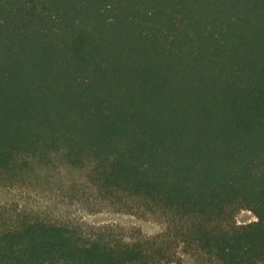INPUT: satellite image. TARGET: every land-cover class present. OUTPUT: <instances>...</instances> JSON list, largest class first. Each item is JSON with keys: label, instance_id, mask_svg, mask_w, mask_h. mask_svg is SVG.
Returning a JSON list of instances; mask_svg holds the SVG:
<instances>
[{"label": "trees", "instance_id": "1", "mask_svg": "<svg viewBox=\"0 0 264 264\" xmlns=\"http://www.w3.org/2000/svg\"><path fill=\"white\" fill-rule=\"evenodd\" d=\"M52 155L168 233L87 240L1 210L0 264H161L172 240L264 264V0H0V185Z\"/></svg>", "mask_w": 264, "mask_h": 264}, {"label": "rangeland", "instance_id": "2", "mask_svg": "<svg viewBox=\"0 0 264 264\" xmlns=\"http://www.w3.org/2000/svg\"><path fill=\"white\" fill-rule=\"evenodd\" d=\"M1 210L14 219L37 216L87 240L111 243L165 235L170 227L162 213L145 210L133 197L100 186L89 167H72L60 155L33 160L19 182L0 185ZM235 220L245 224L257 218L242 209ZM169 246L171 261L161 264H218L175 240Z\"/></svg>", "mask_w": 264, "mask_h": 264}]
</instances>
